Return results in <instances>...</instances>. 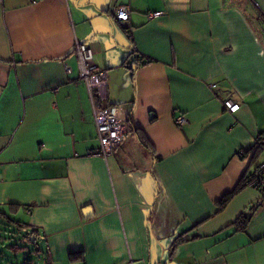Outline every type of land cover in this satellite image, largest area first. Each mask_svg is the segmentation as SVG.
Returning <instances> with one entry per match:
<instances>
[{
	"label": "crops",
	"instance_id": "crops-1",
	"mask_svg": "<svg viewBox=\"0 0 264 264\" xmlns=\"http://www.w3.org/2000/svg\"><path fill=\"white\" fill-rule=\"evenodd\" d=\"M76 43L129 129L107 159ZM261 143L264 0L0 3V210L38 229L48 264H264V197L218 204Z\"/></svg>",
	"mask_w": 264,
	"mask_h": 264
},
{
	"label": "built area",
	"instance_id": "built-area-1",
	"mask_svg": "<svg viewBox=\"0 0 264 264\" xmlns=\"http://www.w3.org/2000/svg\"><path fill=\"white\" fill-rule=\"evenodd\" d=\"M3 0H0L2 3ZM130 6L121 4L115 8L114 17L118 22L127 23L130 18ZM161 15L160 12L148 13V18ZM75 54L79 69V78L85 83L93 102V115L99 146L91 154L107 159L126 140L129 133L126 122L120 119V108L108 103L106 71L97 69L92 61L91 50L85 45L76 43ZM69 73V68H66ZM225 109L235 113L239 105L232 101L223 103ZM177 124L185 123L183 117L176 119ZM246 185L257 190L264 197V161L247 177Z\"/></svg>",
	"mask_w": 264,
	"mask_h": 264
},
{
	"label": "trees",
	"instance_id": "trees-1",
	"mask_svg": "<svg viewBox=\"0 0 264 264\" xmlns=\"http://www.w3.org/2000/svg\"><path fill=\"white\" fill-rule=\"evenodd\" d=\"M126 62H127V59L124 62V64ZM150 62L151 61H145L141 65H146ZM139 140L145 148L151 149L150 144L148 143V141L146 140V138L142 134H140ZM261 145L262 146L260 148L262 150H264V144L261 143ZM246 180H247V177L245 179H243L242 182H240V184L236 187V189L234 191L226 194L219 201V203H218L219 206L224 207L226 205V203L228 202V200H230V198L232 197V195L235 192L240 190L242 187L247 186ZM248 222H249V216H240L233 223V225L236 227L237 230L243 231L246 228ZM11 227L13 228V230H9V228H11ZM3 232L8 233L10 236H7L5 238L4 236L1 235ZM12 233L20 234V236L22 238V244L21 245L10 242L12 240V237H11ZM32 237L34 238V241H31ZM43 239H44V236L40 235L38 229L28 225L27 223H24L23 221H20L18 219H14V217L12 215H9V214L5 213L4 211L0 210V241H1V243H2V241H5L4 247L7 250L13 252L14 254L21 251L24 254V256L30 255V254L37 256L38 253H40L38 243H40L41 240H43ZM8 240H10V241H8ZM70 257L72 260H75L77 258V254L71 253ZM21 264H33V260L32 259L26 260V258H25L23 263H21Z\"/></svg>",
	"mask_w": 264,
	"mask_h": 264
},
{
	"label": "rangeland",
	"instance_id": "rangeland-1",
	"mask_svg": "<svg viewBox=\"0 0 264 264\" xmlns=\"http://www.w3.org/2000/svg\"><path fill=\"white\" fill-rule=\"evenodd\" d=\"M262 156H260L259 158L261 159ZM14 219H18V217H14ZM9 230H13V228H9ZM2 236H4L5 238L7 236H10L8 233H2ZM12 240H8L12 243L21 245L22 244V238L20 236V234H11ZM5 241H0V264H21L23 263L24 259L26 258V260H33V264H48L47 258L45 256V247H44V243H38V247L40 249V253L38 256L35 255H25L19 251L17 253H13L9 250H7L4 246Z\"/></svg>",
	"mask_w": 264,
	"mask_h": 264
},
{
	"label": "water",
	"instance_id": "water-1",
	"mask_svg": "<svg viewBox=\"0 0 264 264\" xmlns=\"http://www.w3.org/2000/svg\"><path fill=\"white\" fill-rule=\"evenodd\" d=\"M82 212H83L84 217L87 218L91 214V209L90 207H85ZM31 241H34L33 237L31 238Z\"/></svg>",
	"mask_w": 264,
	"mask_h": 264
}]
</instances>
